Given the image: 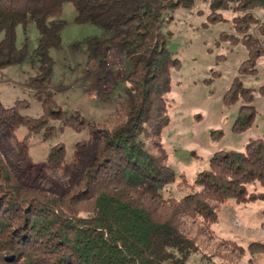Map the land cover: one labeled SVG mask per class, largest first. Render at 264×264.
I'll return each instance as SVG.
<instances>
[{"label":"trees","instance_id":"16d2710c","mask_svg":"<svg viewBox=\"0 0 264 264\" xmlns=\"http://www.w3.org/2000/svg\"><path fill=\"white\" fill-rule=\"evenodd\" d=\"M195 1L0 0V68L29 55L26 44L16 46L15 30L30 20L40 34L31 52L38 63L31 81L46 88L53 66L49 52L60 45L65 25L60 10L70 2L76 10L74 22L103 29L102 37L86 41L90 56H99L104 65L116 48L132 62L126 81L134 95L131 108L113 124L88 122L90 139L75 143L69 161L62 145L51 148L48 166L71 167L77 175L64 190L24 185L0 152V264H187L196 255L198 264H236L232 256L224 258L212 247L204 251L200 242L216 236L212 225L224 204L264 199V134L248 139L243 150L215 152L192 181L165 163L160 141L170 120L171 70L178 68L179 60L167 49L159 28L165 12L189 8ZM210 8L211 20L221 18L218 9L236 12L232 25L242 38H222L245 45L247 58L238 72L254 74L264 51L247 31L258 23L252 10L264 12V0H211ZM258 27L264 36V22ZM259 91L264 94V84ZM34 97L43 107L41 116L20 114L24 101L10 107L0 103V127L23 125L29 133L44 129L48 135V123L63 112L53 108L51 90L36 91ZM252 98L253 89L235 77L223 95L225 105L240 103L234 131L252 125ZM66 125L80 129L85 121L76 113L63 122ZM220 240L230 250L264 256V242L251 241L244 248L234 240Z\"/></svg>","mask_w":264,"mask_h":264},{"label":"rangeland","instance_id":"374dc122","mask_svg":"<svg viewBox=\"0 0 264 264\" xmlns=\"http://www.w3.org/2000/svg\"><path fill=\"white\" fill-rule=\"evenodd\" d=\"M210 2L196 0L189 8L165 12L159 28L167 49L179 60L178 68L171 70V88L167 94L171 104L170 120L161 131L160 141L165 163L175 174H184L190 181L206 168L215 152L243 150L248 139L264 134V94L259 91L264 84V53L256 62L254 74H240L239 67L247 58L246 47L240 40L233 43L222 38V35L233 34L242 38V33L235 31L232 25L236 12L231 8L218 9L215 12L221 18L211 20ZM252 13L258 23L247 32L264 51V36L258 27L264 22V12L256 8ZM75 15L74 6L64 2L59 18L65 25L60 32V45L49 52L53 66L46 88H37L31 81L38 72V63L31 52L36 48L40 34L30 20L26 26L18 25L15 30L16 46L26 44L29 55L21 63L0 68V103L3 106L24 101L26 104L19 110L20 114L36 118L43 114V107L34 92L51 90L53 108L63 112V117L48 123L51 126L48 135L44 129L29 133L23 125L0 127V152L19 176L18 180L28 187L47 192L64 190L77 177L71 167L55 170L48 166L51 148L62 145L64 158L69 161L75 143L90 139L88 122L113 124L134 103V95L126 81L132 62L116 48L109 51L104 65L100 64L99 56H90L86 41L102 37L103 29L94 24H78L74 22ZM237 76L244 87L253 89L251 104L255 116L250 127L236 132L232 127L240 103L225 105L223 95ZM76 113L84 119V126L80 129L62 126ZM71 120L76 122L78 119ZM171 193L181 195L174 190ZM212 228L215 237L201 238L204 251L212 247L211 250L216 249L224 258L232 256L236 264H264V256L240 253L238 248L230 250L220 242L221 238L231 239L244 248L251 241L264 242V199L227 202ZM198 257H192L187 264H198Z\"/></svg>","mask_w":264,"mask_h":264}]
</instances>
